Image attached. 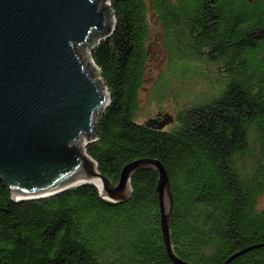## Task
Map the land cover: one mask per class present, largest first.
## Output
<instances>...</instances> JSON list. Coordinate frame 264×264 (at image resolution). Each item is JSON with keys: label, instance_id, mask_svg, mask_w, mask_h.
I'll return each mask as SVG.
<instances>
[{"label": "trees", "instance_id": "1", "mask_svg": "<svg viewBox=\"0 0 264 264\" xmlns=\"http://www.w3.org/2000/svg\"><path fill=\"white\" fill-rule=\"evenodd\" d=\"M110 2L115 29L91 55L111 102L88 153L116 184L131 161L163 162L181 259L225 264L257 245L229 264H264V0ZM164 50L171 60L153 81L150 59L160 64ZM204 69L217 75L203 80ZM158 181L156 170L139 169L121 202L95 184L16 201L0 175V264H176Z\"/></svg>", "mask_w": 264, "mask_h": 264}, {"label": "water", "instance_id": "2", "mask_svg": "<svg viewBox=\"0 0 264 264\" xmlns=\"http://www.w3.org/2000/svg\"><path fill=\"white\" fill-rule=\"evenodd\" d=\"M100 2L0 0V175L16 201L97 185L94 180L101 178L102 196L121 202L133 195L134 174L142 168L154 169L159 174L161 226L168 253L176 264H192L173 251L174 198L163 162L131 161L116 184L101 173L87 151L97 133V116L111 102L108 87L95 79L79 50L94 34L99 38L91 48L115 29L111 2L104 6ZM256 246L233 254L225 264Z\"/></svg>", "mask_w": 264, "mask_h": 264}, {"label": "rangeland", "instance_id": "3", "mask_svg": "<svg viewBox=\"0 0 264 264\" xmlns=\"http://www.w3.org/2000/svg\"><path fill=\"white\" fill-rule=\"evenodd\" d=\"M109 3H110L109 0H101V2H100V4L103 5V6L104 5H108ZM110 8L111 7L109 6V12L108 13H109L110 20H111L112 17H113L112 16L113 11H111ZM152 19H154V18L152 17ZM110 20H109V22H110ZM153 36H156L158 38L162 37V34L160 32V28H159L158 24L156 23V21H154V24H153ZM98 38H99V35L98 34H94L91 37V39H89V41L87 43H85V44H83V45H81L79 47V50H80L81 58H82V60L85 63V66L88 68V70L91 73H93V75L95 76V79L100 80L102 82L101 75L99 73V69L95 70V63H94L92 55H91V52H92L91 46L98 41ZM162 42H164V40H162ZM169 57H170L169 52L164 50V52L161 55L160 64H158L157 60L150 59V61L153 62V64H152V67H153L152 74L154 76L153 81L159 75V73L161 72L162 67L167 63ZM170 60H171V57H170ZM216 75H217L216 71H210L208 69H204L203 72H201L199 77L202 78L203 80H208V79H210V78H212L213 76H216ZM148 81L152 83L151 78ZM149 82H148V87L144 89L143 94L141 95V98H142L143 102L145 101V99L148 96V88L151 87L150 86L151 83H149ZM196 89L197 88L194 87L193 91H195ZM157 96H161V95H155L153 97L156 98ZM193 96H195V95H193ZM191 100H193V99H188L187 101L183 102L182 104L188 105ZM153 107H155V105ZM153 107H151L150 109H153ZM171 112H175V107L171 108ZM170 115H172L174 117V114H170ZM263 203L264 202H262L261 204H263Z\"/></svg>", "mask_w": 264, "mask_h": 264}, {"label": "bare ground", "instance_id": "4", "mask_svg": "<svg viewBox=\"0 0 264 264\" xmlns=\"http://www.w3.org/2000/svg\"><path fill=\"white\" fill-rule=\"evenodd\" d=\"M94 182L99 186V188H100L101 190H104V188H103V181H102L101 178H96V179L94 180Z\"/></svg>", "mask_w": 264, "mask_h": 264}]
</instances>
